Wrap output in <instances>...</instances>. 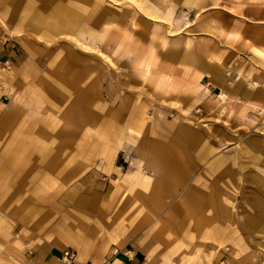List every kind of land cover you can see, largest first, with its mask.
Masks as SVG:
<instances>
[{"label":"rangeland","instance_id":"obj_1","mask_svg":"<svg viewBox=\"0 0 264 264\" xmlns=\"http://www.w3.org/2000/svg\"><path fill=\"white\" fill-rule=\"evenodd\" d=\"M61 1L72 27L0 36L12 50L20 38L37 43L20 86L8 79L12 58L0 60V97L21 94L24 108L0 148V264L26 263L24 228L67 220L78 194L110 203V218L147 215L156 264H264V103L244 93L264 84L251 42L264 0ZM46 22L55 18L36 21ZM180 129L195 159L165 174L164 211H141L133 194L158 183L149 152ZM189 192L212 207L174 210Z\"/></svg>","mask_w":264,"mask_h":264},{"label":"crops","instance_id":"obj_2","mask_svg":"<svg viewBox=\"0 0 264 264\" xmlns=\"http://www.w3.org/2000/svg\"><path fill=\"white\" fill-rule=\"evenodd\" d=\"M6 3H8L7 9L10 13H6L3 8ZM35 3H37L36 0H0V18L4 22L6 21V25L4 23L0 25V36H3L7 31L15 36L39 35L43 30H45V34H49L52 28L72 27L70 12L67 10L63 12L62 6L57 5L63 1H54L57 3L56 7H51L52 9L55 7L54 11H47V8L43 11L34 10ZM73 3H83V0H74ZM40 18L45 21L55 18V23L51 25L46 22V26L43 28L36 23ZM215 32H220V29L216 28ZM252 34V47L254 50L257 48V52L264 56V24L254 25ZM23 39L18 40V50L4 48L0 42V60L12 58V66L16 69L13 76L8 77L9 82H15L19 86L29 79L28 69L36 67L35 63L24 59L23 54L36 51L37 43ZM245 91V95L251 96L253 102L264 103V84H259L256 88L253 87L252 92ZM20 92L18 91V93ZM13 96L8 101H3L0 97V148H4L6 127L9 129L19 121L15 117L24 115V108H21L23 104L20 102L23 95ZM255 103L252 104L253 108L256 106ZM193 144L194 139L189 135V132L188 135H185L184 129H180L176 131L170 143L161 145L157 142L155 148L150 150L149 159H157L158 175L155 179L158 180V183H154L151 193L139 191L133 194L137 196L139 202L137 206L141 211L156 213L166 209L169 202L166 196H171L166 191L170 188H161L160 185L163 184V181L166 183L167 175L176 169L177 164L179 165L178 159H195L191 151ZM167 172L168 174L165 175ZM179 185L181 186L183 183ZM98 195L101 196L100 193ZM77 197L76 203L68 207L71 218L69 215L66 217L69 220L53 224L47 223L40 227L24 228L29 232V238L26 240L24 235L19 238L26 244L25 248L27 251L29 250L30 254L27 256L26 263L23 264H61L60 254L65 248L75 251L77 264H156L155 252L158 250V242L156 235H153L148 229L145 230L149 226L147 215L134 222L133 219L119 218V212L124 211L118 210V215L110 218V211H112L110 203L99 205L97 203L99 197L94 194L91 199L90 197L87 199L83 194H78ZM208 200L212 202V198H208ZM208 200L205 197H199L195 192H189L182 200V205L180 203L174 205V210H182L183 207L190 212L198 205H203L206 208L212 207ZM210 219L205 218V220ZM228 221L230 222V220ZM177 225L179 226V223ZM24 232L26 231L21 234ZM208 235L211 234L208 233L206 236Z\"/></svg>","mask_w":264,"mask_h":264},{"label":"built area","instance_id":"obj_3","mask_svg":"<svg viewBox=\"0 0 264 264\" xmlns=\"http://www.w3.org/2000/svg\"><path fill=\"white\" fill-rule=\"evenodd\" d=\"M2 64L3 65L1 68L8 71V68H9L8 60L3 62ZM60 261H61V264H77L75 251L70 248L63 249L60 254Z\"/></svg>","mask_w":264,"mask_h":264}]
</instances>
